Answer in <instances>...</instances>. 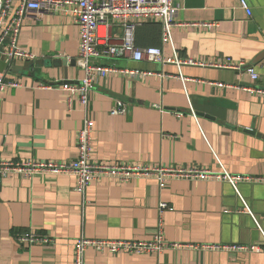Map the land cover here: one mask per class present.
<instances>
[{"label": "crops", "instance_id": "crops-1", "mask_svg": "<svg viewBox=\"0 0 264 264\" xmlns=\"http://www.w3.org/2000/svg\"><path fill=\"white\" fill-rule=\"evenodd\" d=\"M176 0L173 41L182 60L215 64L242 61L259 75L204 66L134 63L126 57L99 62L154 73L141 78L112 74L99 79L87 108L67 103L64 84H77L80 29L63 15H29L19 37L34 60L14 63L0 99V162H70L78 133L95 121L93 163L201 167L232 175L264 176V0ZM210 25V26H208ZM139 48L161 47V25L145 22L135 33ZM166 57H173L170 45ZM160 73L182 78L159 77ZM222 85V86H219ZM122 102L125 115L112 110ZM223 167V168H222ZM72 176L33 180L0 176V264H74L81 234L95 240H151L159 205L166 203L164 235L192 245L160 255H110L88 249L86 264H264L260 253L204 250L203 245L264 248V184L172 180L160 189L153 178L103 179L85 195ZM252 212L250 215L243 203ZM228 211V212H227ZM29 231L53 238L49 245L17 240Z\"/></svg>", "mask_w": 264, "mask_h": 264}, {"label": "built area", "instance_id": "built-area-1", "mask_svg": "<svg viewBox=\"0 0 264 264\" xmlns=\"http://www.w3.org/2000/svg\"><path fill=\"white\" fill-rule=\"evenodd\" d=\"M241 7L248 16H252L247 0H240ZM177 7L176 0H0V57L3 58L6 69L0 72V99L9 88H21L17 80H11L12 67L18 60H34L35 56L19 46V37L25 19L29 15H63L70 17L80 29L79 54L77 66L84 72V77L77 84H64L62 89L68 93L67 103L73 107L77 101L87 108L90 96L99 79L112 74H122L131 78H141L154 73L140 70L119 69L115 66H106L99 62L104 58L126 57L134 63L148 62L160 65H176L181 70L183 66L215 67L233 71H245L253 82L259 79L254 68L247 67L242 61L235 62L227 59L215 64L197 63L194 60H182L177 54L173 41ZM159 22L161 25V47L139 48L136 45L135 33L143 23ZM117 22V23H116ZM210 26V25H208ZM170 45L173 57H166L164 46ZM161 78L170 76L164 73L157 74ZM222 86V85H219ZM259 95L263 89H247ZM127 113V107L122 102L112 110V115L119 116ZM95 121L86 118L78 133L77 159L70 162H36L10 161L0 162V176L18 175L33 180L43 175L72 176L76 180L75 192L85 195L86 189L93 183L103 179H112L118 182H128L134 178H153L162 190L172 180L188 179L229 183L237 192L240 183L264 184V176L232 175L222 169L221 172H212L201 167H164V166H135L129 164L93 163ZM245 204L247 212L251 210ZM170 209L166 203L159 205V222L153 238L148 241L133 240H95L81 234L74 245V264H86V252L94 249L99 253L110 255H160L168 249L180 247L193 248L178 243H169L164 235L162 215ZM228 212V211H227ZM20 243L28 245H49L53 238L29 231L17 236ZM204 250H220L228 252L260 253L264 248L245 245H203Z\"/></svg>", "mask_w": 264, "mask_h": 264}, {"label": "water", "instance_id": "water-1", "mask_svg": "<svg viewBox=\"0 0 264 264\" xmlns=\"http://www.w3.org/2000/svg\"><path fill=\"white\" fill-rule=\"evenodd\" d=\"M0 52H2V48H0ZM14 68V67H13ZM6 69V64L2 57H0V72H4Z\"/></svg>", "mask_w": 264, "mask_h": 264}, {"label": "trees", "instance_id": "trees-1", "mask_svg": "<svg viewBox=\"0 0 264 264\" xmlns=\"http://www.w3.org/2000/svg\"><path fill=\"white\" fill-rule=\"evenodd\" d=\"M153 21H150V23H152Z\"/></svg>", "mask_w": 264, "mask_h": 264}, {"label": "rangeland", "instance_id": "rangeland-1", "mask_svg": "<svg viewBox=\"0 0 264 264\" xmlns=\"http://www.w3.org/2000/svg\"><path fill=\"white\" fill-rule=\"evenodd\" d=\"M117 23V22H116Z\"/></svg>", "mask_w": 264, "mask_h": 264}]
</instances>
